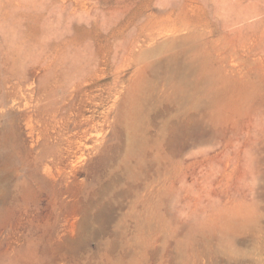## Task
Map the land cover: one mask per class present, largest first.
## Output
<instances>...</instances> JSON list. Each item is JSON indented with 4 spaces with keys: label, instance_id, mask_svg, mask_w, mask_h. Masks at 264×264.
Instances as JSON below:
<instances>
[{
    "label": "rangeland",
    "instance_id": "rangeland-1",
    "mask_svg": "<svg viewBox=\"0 0 264 264\" xmlns=\"http://www.w3.org/2000/svg\"><path fill=\"white\" fill-rule=\"evenodd\" d=\"M0 159V264H264V0H0Z\"/></svg>",
    "mask_w": 264,
    "mask_h": 264
},
{
    "label": "bare ground",
    "instance_id": "bare-ground-1",
    "mask_svg": "<svg viewBox=\"0 0 264 264\" xmlns=\"http://www.w3.org/2000/svg\"><path fill=\"white\" fill-rule=\"evenodd\" d=\"M178 60V59H177ZM205 60V59H204ZM168 63V62H167ZM183 64V63H182ZM184 66V65H183ZM177 67V66H176ZM185 67V66H184ZM186 67H187V64H186ZM172 69V68H171ZM184 69H186V68H184ZM188 69V68H187ZM172 71V70H171ZM180 73H181V71H179ZM178 72V73H179ZM170 74H172L171 72H170ZM200 75V74H199ZM189 77V76H188ZM178 78H180V77H178ZM177 78V79H178ZM170 79V78H169ZM207 79V78H206ZM212 80V79H211ZM213 80H215V79H213ZM259 80H261V79H259ZM184 81V80H183ZM262 81V80H261ZM168 82V81H167ZM204 82H206V81H204ZM238 82H240V81H238ZM183 83V82H182ZM249 83V82H248ZM252 83V82H251ZM184 84H185V82H184ZM204 84V83H203ZM194 85H195V83H194ZM220 85V84H219ZM257 85V84H256ZM173 86H174V84H173ZM192 86V85H191ZM182 87H186V86H182ZM192 87H194V86H192ZM257 87V86H256ZM189 88V87H188ZM200 88V87H199ZM187 91V90H186ZM212 91V90H211ZM214 91V90H213ZM149 92V91H148ZM166 92V91H165ZM169 92V91H168ZM189 94V93H188ZM193 94V93H192ZM167 96H168V94H166ZM180 96V95H179ZM182 96H184V95H182ZM220 96V95H219ZM146 98V97H145ZM164 98V97H163ZM190 98H192V97H190ZM209 98V97H208ZM187 99V98H186ZM210 99V101H212V99L211 98H209ZM193 100V99H192ZM203 101H205V100H203ZM220 101L221 100H218L217 101V104L218 103H220ZM253 101V100H252ZM251 101V102H252ZM175 102V101H174ZM200 102V101H199ZM240 102H242V101H240ZM259 102H260V99H259ZM150 103V102H149ZM187 103V102H186ZM190 103H192V102H190ZM201 103V102H200ZM204 103H206V102H204ZM210 103H212V102H210ZM215 103H216V101H215ZM140 104V103H139ZM153 104V103H152ZM258 104V103H257ZM222 105V104H221ZM242 105V104H241ZM259 105V104H258ZM152 107H154L153 105H151ZM200 107V106H199ZM139 108V107H138ZM141 108H143V107H141ZM258 108V107H257ZM256 108V109H257ZM140 109V108H139ZM237 109V108H236ZM141 110V109H140ZM143 110V109H142ZM155 110V109H154ZM238 110V109H237ZM237 110H236V112H237ZM230 111V110H229ZM239 111V110H238ZM148 112V111H147ZM138 113H139V111H138ZM238 113V112H237ZM156 114H158V113H156ZM144 115V114H143ZM149 115H152V114H150L149 113ZM141 117H143V116H141ZM145 117V116H144ZM155 117V116H154ZM160 117V116H159ZM167 117V116H166ZM128 118V117H127ZM146 118V117H145ZM181 118H183V117H181ZM141 119V118H140ZM165 119V118H164ZM134 120V119H133ZM137 120H139V119H137ZM136 121V120H135ZM165 121V120H164ZM171 121V120H170ZM167 122V121H166ZM131 124V123H130ZM137 125V124H136ZM150 125V124H149ZM167 125H168V123H167ZM122 126V125H121ZM141 126V125H140ZM151 126V125H150ZM155 126V125H154ZM81 127V126H80ZM130 127V126H129ZM133 127H134V125H133ZM142 127V126H141ZM82 128V127H81ZM139 128V127H138ZM155 128V127H154ZM135 129V128H134ZM185 129V128H184ZM188 129H190V128H188ZM215 129V128H214ZM146 130V129H145ZM159 130H161V129H159ZM218 130V129H217ZM120 131V130H119ZM153 131V130H152ZM189 131V130H188ZM127 132V131H126ZM131 132V131H130ZM138 132H140V131H138ZM145 132V131H144ZM220 132V131H219ZM148 133V132H147ZM147 133H146V135H147ZM183 133H185V132H183ZM221 133V132H220ZM133 134V133H132ZM131 134V135H132ZM128 135V134H127ZM143 135V134H142ZM154 135V134H153ZM159 135V134H158ZM219 135H221V134H219ZM55 136V135H54ZM144 136V135H143ZM191 136V135H190ZM206 136H207V134H206ZM215 136H216V134H215ZM154 137V136H153ZM161 137V136H160ZM205 137V136H204ZM144 138V137H143ZM156 138V137H155ZM137 139V138H136ZM131 140H133V139H131ZM147 140V139H146ZM176 140H178V139H176ZM60 141V140H59ZM137 141V140H136ZM151 141H153V140H151ZM144 142V141H143ZM168 142V141H167ZM80 143V142H79ZM140 143V142H139ZM138 143V144H139ZM171 143V142H170ZM177 143V142H176ZM12 145H15V144H11V146ZM24 146V145H23ZM19 147H17V149H18ZM19 150V149H18ZM107 150H108V148H107ZM170 153H172V152H170ZM169 153V154H170ZM24 154H26V153H24ZM132 154V153H131ZM174 154V153H173ZM96 155V154H95ZM55 156V155H54ZM53 156V157H54ZM146 155H144V153L142 152V151H135V156L134 157H136L137 159H136V161H137V163L138 164H141V166L142 167H145L146 166V163L148 162V161H146V157H145ZM24 157V156H23ZM27 157V156H26ZM133 157V156H132ZM131 157V158H132ZM4 158V157H3ZM6 158V157H5ZM25 158V157H24ZM28 159V158H27ZM1 160V159H0ZM121 160V159H120ZM125 160V159H124ZM123 160V161H124ZM118 161V160H117ZM122 161V160H121ZM16 162V161H15ZM63 162V161H62ZM111 162V161H110ZM14 163V162H13ZM17 163V162H16ZM60 163V162H59ZM133 163V162H132ZM63 164V163H62ZM19 165V164H18ZM54 165V164H53ZM106 166H107V164H105ZM152 165V164H151ZM155 165V164H154ZM171 165V164H170ZM131 165H126L125 166V168H126V173L130 176V177H133V178H135V177H137L136 176V174H134L133 172H132V168L130 167ZM158 166V165H157ZM15 167V166H14ZM45 168V167H44ZM137 169V168H136ZM152 170H154V169H152ZM111 172V171H110ZM135 172H137V171H135ZM142 172H144V171H142ZM167 172V171H166ZM5 173V172H4ZM20 173V172H19ZM16 174H18L17 172H16ZM140 174H141V172H140ZM35 177V176H34ZM145 177V176H144ZM120 179V178H119ZM122 179V178H121ZM125 180V179H124ZM92 181V180H91ZM109 181V180H108ZM154 181V180H153ZM21 182V181H20ZM98 183V182H97ZM153 183V182H152ZM120 184V183H119ZM147 184V183H146ZM24 185V184H23ZM118 185V184H117ZM144 185V184H143ZM116 186V185H115ZM120 187V186H119ZM138 187V186H137ZM146 187V186H145ZM23 188V187H22ZM28 188V187H27ZM8 189V188H7ZM146 190V189H145ZM113 191V190H112ZM111 191V192H112ZM130 192H132V191H130ZM134 193V192H133ZM144 193V192H143ZM149 195V194H148ZM22 196H24V195H22ZM150 196V195H149ZM18 198V197H17ZM24 199V198H23ZM88 199V198H87ZM112 199V198H111ZM150 199H152V197L150 198ZM150 201V200H149ZM160 204V203H159ZM111 207H113V206H111ZM105 208H107V207H105ZM98 212V211H97ZM107 213V212H106ZM109 214V213H108ZM109 215H111V214H109ZM81 217V216H80ZM92 226V225H91ZM80 228V227H79ZM114 229V228H113ZM145 230V229H144ZM136 236L137 235H139V234H135ZM235 236V235H234ZM229 237V236H228ZM116 240V239H115ZM83 242V241H82ZM78 244V243H77ZM86 247V246H85ZM120 264V263H119ZM132 264H137V263H135V262H132Z\"/></svg>",
    "mask_w": 264,
    "mask_h": 264
}]
</instances>
